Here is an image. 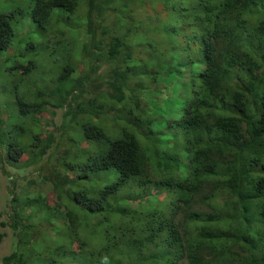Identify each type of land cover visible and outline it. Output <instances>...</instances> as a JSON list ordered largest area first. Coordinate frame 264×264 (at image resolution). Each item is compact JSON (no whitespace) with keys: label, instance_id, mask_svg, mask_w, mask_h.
Instances as JSON below:
<instances>
[{"label":"trees","instance_id":"16d2710c","mask_svg":"<svg viewBox=\"0 0 264 264\" xmlns=\"http://www.w3.org/2000/svg\"><path fill=\"white\" fill-rule=\"evenodd\" d=\"M30 4L0 54L37 30L56 69L3 70V263L264 264V0Z\"/></svg>","mask_w":264,"mask_h":264},{"label":"rangeland","instance_id":"374dc122","mask_svg":"<svg viewBox=\"0 0 264 264\" xmlns=\"http://www.w3.org/2000/svg\"><path fill=\"white\" fill-rule=\"evenodd\" d=\"M14 6L26 8L24 12V18H28L30 16V12H31L30 11L31 10L30 0H0V10H2L0 12L13 10ZM49 38L50 37H48V39ZM19 39L21 40L14 41L13 48H15L16 46V49H10L9 52L7 51L3 54H0V87L2 89H6V90L8 89V93L10 89L13 87L9 85V83H12V82H9L6 78V75L4 72L5 71L4 69L6 68V66H9L12 64L28 65L29 61L33 59V60H36L38 67L32 72L25 74L24 77L26 81L24 80V82L22 84H19L18 87L22 89L23 94H26V93L28 94L29 92L27 90L31 86L36 87L39 90L44 89L47 86L48 81L52 79V77H54L50 71H52V68L56 69L55 63H54V57H53L54 54L51 55L52 51L54 50L53 42L50 40H49L50 42H48L47 39L43 37L39 31L33 30V29H27L25 34L22 35ZM19 69L21 71H24V69H22L21 67ZM11 78L15 79V76L12 75ZM27 79H29L28 82H27ZM42 80H45L44 84ZM6 85H8L9 88H3V87H7ZM163 88H165V84ZM60 115H61V112H58L56 115V121H59ZM46 116L50 117L51 115L46 114ZM76 170L77 169L74 168V171ZM14 173L16 174L17 172H14ZM9 186L10 187L13 186L11 185V180L8 177H6L4 173H2L1 166H0V194L2 196L1 201H0L1 208L5 207V204H6L5 200L9 192V189H8ZM161 193L166 195L164 191H162ZM0 211H2V209ZM5 218L6 217H0V221L5 220ZM56 220H59V218L56 217ZM6 222H8V220ZM10 227L11 226L7 224L5 228H0L1 231L7 232V236L4 237L5 240L0 245V264H4L2 261L3 256L9 255L13 249L12 248V228Z\"/></svg>","mask_w":264,"mask_h":264}]
</instances>
